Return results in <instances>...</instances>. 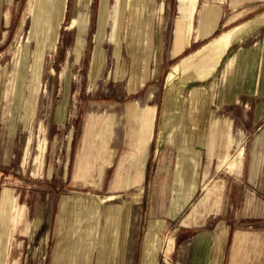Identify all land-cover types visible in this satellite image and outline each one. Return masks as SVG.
<instances>
[{"label": "rangeland", "instance_id": "1", "mask_svg": "<svg viewBox=\"0 0 264 264\" xmlns=\"http://www.w3.org/2000/svg\"><path fill=\"white\" fill-rule=\"evenodd\" d=\"M161 2L164 3L165 12L159 16L157 12L161 9ZM198 4L202 8L204 0H199ZM263 11L264 7L240 19V22ZM28 14H31V18ZM130 15L134 19L129 18ZM177 16L178 0H0V76H6L0 81V201L3 193H9L18 205L25 208L18 229L10 231L12 242L14 239L25 240L23 235L26 234L28 219L36 209L38 193H48L50 190L56 193V200L48 202L53 210V225L62 217L69 201L76 200L84 208L81 216L75 207L62 219L65 221L66 235L71 234L70 238L84 236V229L80 226L89 220L86 217L88 213L94 217L96 212L99 224L97 241L88 244L89 248L92 245V264H114L117 259L122 222L117 213H110L108 207L111 205H115L116 209L119 205L127 204L133 210H140L141 239L136 264H178L177 249L186 237L181 231L182 226L196 225L202 228L228 223L233 227V233L247 230L245 224L240 222L246 179L219 168L221 161L233 151L230 137L239 135L238 128L233 127L230 120L219 125L212 118L210 130H203L200 118L195 114L198 126L193 136L189 133L191 125L187 123L184 108L180 128L160 137L159 125L163 117L168 78L176 76L173 91L183 89L184 100L188 99L195 87L209 97L211 94L207 93L212 85L213 97L216 96L218 85L222 83L219 80L222 68L218 72L217 67L212 77L203 81V73L213 68L204 67L203 64L212 58L209 48L217 49L221 44L217 39L234 29L222 33L227 29L222 28L215 33L213 36L216 37L206 45L205 51L198 48L212 37L199 44L191 40L190 47L174 57L172 44ZM252 24L244 29L247 30ZM31 26L32 34L44 32L46 50L42 73L38 61L33 68V75L39 80L36 96L28 108L27 85L37 46V38H31L28 42ZM25 46H30L27 68L26 61L22 60L28 53ZM162 46L164 61L158 66L156 57ZM17 51L18 61L14 62ZM224 59L226 62L227 56ZM236 60L237 56L232 60L233 65ZM185 61L183 76L177 75V66ZM16 62L21 73L26 72V83L18 97L10 93L16 84L9 82L16 73ZM135 91L137 93L134 94ZM213 97L211 102L214 101ZM123 103H131L132 118H144L141 139L138 141L135 136L127 138V145L115 158L111 157V161L110 157L107 160L103 157L104 162L100 165L94 161V176L99 175L100 178L94 177L90 184H85L75 174L81 161L77 147L85 137L88 121L103 113L114 117L112 126L115 124L116 128L122 120L110 114L120 111ZM199 105L197 102L196 106ZM133 106L145 108V111L154 110L155 114L139 115L142 109L140 111ZM214 109L217 110L216 107ZM150 123L151 132L148 128L145 131V127L150 128ZM138 127L137 122L131 124L133 135L138 132ZM181 133L183 141L178 149ZM31 134L30 157L24 166ZM247 143L248 137L244 135L243 170L250 151ZM104 151L102 154H105ZM94 154L89 155L98 160L99 156ZM180 154L198 165V173L192 188L194 194L188 195V202L182 201L184 210L176 219H172L174 212L170 211V206L173 198H177L173 189L181 181L179 176L184 166ZM85 185L91 186V189H86ZM108 196L119 198L98 205L97 211H89L95 197L106 200ZM165 206L167 209H162ZM156 207L159 210H152ZM234 222H237V226H233ZM169 231L175 240V247L167 258L164 247ZM23 244L26 247V243ZM54 246L52 235L48 245L49 254ZM71 247L67 246V250H71Z\"/></svg>", "mask_w": 264, "mask_h": 264}, {"label": "crops", "instance_id": "2", "mask_svg": "<svg viewBox=\"0 0 264 264\" xmlns=\"http://www.w3.org/2000/svg\"><path fill=\"white\" fill-rule=\"evenodd\" d=\"M198 1L199 0H178V16L175 20L174 39L172 44V54L174 57L183 54L190 47L191 40L194 44H199L201 42H206V40L212 37L207 43L198 48V50L203 48L205 51L208 47L206 45L216 37L213 35L222 28H227L222 32L224 33L239 25L247 23L253 24L247 30L244 29L238 34L233 40L232 45L226 48L223 54L221 51L225 46H218L217 49L209 48V52L213 51L210 53L212 54V58L204 62L203 66L213 67V71L218 67V72L222 68L220 71L222 77L219 79L222 83L218 85L217 94L213 97L214 101L211 102V97H208L206 100L203 99L192 102L189 94L188 99L184 100L182 108L177 112L179 115L178 120L173 123L168 130H162V117V121L159 125L160 137L162 138L165 133L180 128V123L184 119V114H182L184 108H186L185 114L187 123L191 125L189 133L193 136H195L198 126L195 114L200 118L203 130H210V120H212V118L218 121L219 125L230 120L233 127L238 128L240 131L239 135L237 137L231 135L230 137V146L233 147V151L221 161L219 168H225L227 172L236 173L238 177L242 176L246 179L244 185L245 197L241 206L240 222L245 224L247 230H237L233 233V227L228 223L203 226L202 228L196 225L182 226L181 231L186 237L178 246L176 253L177 263L264 264V11L251 19L240 22V19L264 7V0H204L202 8H200ZM161 3V9L157 12L159 16L163 15L165 12L164 3ZM29 17L31 18V14ZM129 18L134 19V16L130 15ZM7 19H9L8 14ZM31 38H37V46L33 52V61L30 71L31 77L27 85L28 99L26 105L28 108L36 96L39 80V78H35L33 75V68L36 65V61H38L40 74L42 73L46 50L44 32L32 34L31 26L28 42ZM29 47L30 46H25L24 49L27 50L28 53L27 56L22 57V60L26 61V68L30 51ZM163 51L164 49L162 46L158 51L159 56L156 57V64H158V66L164 61ZM17 54L18 51L16 53L17 57L14 58V62L18 61ZM217 55L220 57L218 58ZM225 56H227L226 62H224ZM235 56H237V60L233 65L232 60ZM183 58H185V56ZM212 62H214V64ZM177 64L178 62L171 68ZM15 66L17 67L16 73L9 82L15 83L16 88H14L12 92L10 91V93L14 96L17 94L18 97L21 96L23 85L26 83V72L21 73V69H18L17 62ZM213 74L214 72L212 75ZM212 75L209 78H211ZM5 77L0 76V81L2 82ZM166 78L167 75L165 77V82ZM19 84L22 85L20 86ZM34 84L35 86H33ZM211 88L212 85L210 86V91L207 93L206 90H203L204 93L209 95L213 93L214 95V91L212 92ZM8 93L9 91L7 90L6 94ZM135 93L137 92L135 91L134 94ZM197 102L200 104L199 106H196ZM129 104L131 103H123L120 111L118 110L110 114L122 120L119 121V125L116 128L115 124L112 126L114 117L103 113L97 114L92 120L90 119L88 121L85 137L82 143L78 144L77 147V150L79 149L78 154L80 153L81 161L77 166L75 174V177L84 180L85 184H90L91 182L89 181L94 177L100 178L99 175L94 176L96 173L95 167L92 164L95 163L94 161H97L99 165L104 162V158L107 160V158L109 159L110 157L111 161V157H116V155L122 152L121 149L127 145V138L135 136L138 141L141 139V126L145 125V120L141 116H139L138 120L134 117L132 118L130 114L132 108ZM214 107H216L217 110H215ZM135 109L140 111L142 109L143 112H139V115L142 114V116H149L152 114L154 116L155 114L154 110L145 111V108L139 106ZM163 109L164 103L162 110ZM136 122L139 124L138 132L136 131L137 133L135 132L133 135L130 126ZM111 126L113 128L109 138ZM147 128L150 130L152 128V123H150V128L147 126L144 130L147 131ZM244 135L246 138L248 137L247 146L250 147V151L243 170ZM182 141L183 135L181 133L178 139V149H180ZM32 142L33 135L31 134L25 152L24 166L27 165L28 158L30 157ZM84 147H90V152L88 148L85 149ZM187 147H189V145ZM103 149L105 150V154H102ZM92 153L99 156L98 160H94V157H92L93 155H89ZM180 155L184 159V166L183 173L179 176L181 181L178 183V186L173 189L177 198L175 200L173 198L170 206V211L174 212L171 216L172 219H176L179 213L184 210V202H188V195L194 194V189L192 190V188L193 183L196 182V175L198 173V165L187 160L182 154ZM198 158L199 154L196 155V159ZM34 163H36V161H34ZM208 172L211 173L210 171ZM84 181H82V184ZM84 187H86V189H91V186L88 185ZM241 189L243 192V188ZM105 198H114V200H116L119 196H108ZM51 200H56V193L54 191L50 190L48 193H46V191L38 193L35 206L36 209L32 211V215H30L27 222L26 234L23 235L25 240L21 242L14 239V242H12V233L10 231L13 229L12 232H15V230L18 229V226L23 220L25 208L18 205L17 202L10 197L9 193L2 194L0 201V264H92L91 252L93 254V250L92 245H90L89 248L88 244L97 241L96 235L98 234L97 228L99 224L97 216H95L96 212L94 217H91V214L88 213L86 217L87 219L89 218V220L84 224L82 223L80 226L82 230L84 229L83 232H85V235H75L74 238H70L71 234L66 235L65 221H62V219L67 212H71L75 207L77 208L79 216H81L84 208H82L80 203H77L76 200L69 201L66 204L64 214L61 218L59 217L53 225V219H51L53 210L49 208L50 206L48 204ZM102 200L104 201V198L95 197L92 209L90 207L89 211L94 212L98 205L104 204ZM63 206L64 203L61 207ZM128 206L127 204L123 206L119 205L116 209L115 205L108 207L112 215L113 213H117L119 217H121L120 219L122 222V227L118 234L120 245L117 247V259H115L114 264H136L137 252L139 251L138 246L141 239L139 229L141 213L139 209L134 208L133 210ZM165 208L167 209L166 206L162 209ZM152 210L159 209L156 207ZM67 217H69V215ZM235 223L237 222H234L233 226H237ZM52 235L55 246L52 253L49 254L48 245ZM80 236H82V238L77 240ZM23 243H26V247ZM67 246H72L71 250L68 251ZM174 247L175 240L169 231L164 247L165 257L168 258L172 255ZM21 248H23V250Z\"/></svg>", "mask_w": 264, "mask_h": 264}, {"label": "bare ground", "instance_id": "3", "mask_svg": "<svg viewBox=\"0 0 264 264\" xmlns=\"http://www.w3.org/2000/svg\"><path fill=\"white\" fill-rule=\"evenodd\" d=\"M249 24H251V23H247V24H244V25H239L238 27H236L233 30H231L229 33L224 34V35H222L221 37H219L217 39V42L219 41L221 43L220 46H225L224 48H222L223 49L221 51L222 54L225 52L226 48H229L232 45V42L236 38V36L238 34H240L246 26H249ZM222 54H220V55H222ZM219 57L220 56H218V58ZM218 58H216V59H218ZM186 62L187 61H185L184 63H182V64L177 66V75L183 76L184 70H185L183 68V65ZM212 69L208 70L207 73H205V74L203 73V75L201 76V79L202 80H207L212 75V73L214 72ZM186 73H187V71H186ZM175 77L174 78L173 77H169L168 81H167L165 101H164V109H163L162 130H168L171 127V125L178 120L179 115L177 114V112L182 108L183 103H184V90L180 89V90H178L176 92L173 91V87H175V85H176L175 84V81H176ZM181 81L183 82V80H181ZM185 83H186V81H184V84ZM210 96L212 98L213 97V93ZM190 97H191L190 100H194V101L208 99V95H204L203 92L198 91L196 87L190 92ZM43 151H44V149L42 147V153H43ZM113 200H114V198H109V199H106L104 201L102 200V201H103V203H107V202H110V201H113Z\"/></svg>", "mask_w": 264, "mask_h": 264}]
</instances>
